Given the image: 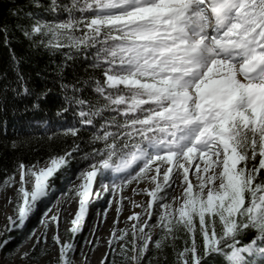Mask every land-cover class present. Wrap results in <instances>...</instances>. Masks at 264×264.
<instances>
[{
  "label": "snow or ice",
  "instance_id": "1",
  "mask_svg": "<svg viewBox=\"0 0 264 264\" xmlns=\"http://www.w3.org/2000/svg\"><path fill=\"white\" fill-rule=\"evenodd\" d=\"M8 4L0 14L8 54L0 199L13 214L0 250L43 205L44 231L32 233L19 258L39 261L55 248L48 264H77L82 246H100V223L115 207L100 264H264V0ZM50 96L58 98L55 121L10 130L9 115L39 111ZM129 188L146 204L122 195ZM126 199L140 212L117 228Z\"/></svg>",
  "mask_w": 264,
  "mask_h": 264
},
{
  "label": "rangeland",
  "instance_id": "2",
  "mask_svg": "<svg viewBox=\"0 0 264 264\" xmlns=\"http://www.w3.org/2000/svg\"><path fill=\"white\" fill-rule=\"evenodd\" d=\"M73 171H75V166H73ZM191 171H192V169L190 170V175H191ZM16 179L18 180V176L16 177ZM57 184H58V187H63V185H59V182H57ZM7 195L8 196L12 195V190L11 189L7 190ZM109 198L111 199V197H109ZM100 203L103 204L104 202L101 200ZM49 206L52 207L53 213H55L57 211V208H58L57 200L56 199L52 200L51 205H49ZM70 208H71V211H69L68 216L71 217V215H69V214L70 213L74 214L75 209H76V206H75L74 202H72L70 204ZM10 211H11V206L9 205L8 206V210L5 211V209H4V200L0 199V214H1V217H0V229H3V227L5 226V217L10 214ZM44 211H45V207L42 205L41 208H40V211L37 212L35 215H32L30 217V218H32V222H31L30 226L26 223L21 229L15 230V231H13L11 233V237H12L11 242L7 245L6 248H4L3 250H0V262L2 264H48V261L56 253V249L55 248H52L50 250V254L47 257H45V258H43V259H41L39 261H28V262H25V261H22L19 258L20 253L27 252L31 248V246H32V244L34 242V239H35V237L32 236V233L35 232L36 235L40 234L39 231L35 230V225H36V223L38 225L39 222H41V220L43 218ZM133 212H136V211L133 210L132 213ZM96 214H97V209L95 207H93L92 211H91V215H90V217L93 218L92 221L95 220V222H97ZM68 219H69V217H68ZM63 227H64V231H60L61 239H64L65 231L68 228L71 227L70 221L67 222ZM51 234H52L51 231H49V237L51 236ZM107 238H108V236L105 237V243H106V239ZM17 248L19 249L18 252H16L15 255H13L10 258H8L9 254L12 253ZM104 251L105 250H103L100 253V255L98 256V260H96L95 263H93V264H100V261L102 259V254L104 253ZM78 254H79V252H78ZM78 254L76 256V261H77V264H80L79 260H78Z\"/></svg>",
  "mask_w": 264,
  "mask_h": 264
},
{
  "label": "bare ground",
  "instance_id": "3",
  "mask_svg": "<svg viewBox=\"0 0 264 264\" xmlns=\"http://www.w3.org/2000/svg\"><path fill=\"white\" fill-rule=\"evenodd\" d=\"M192 171H194V169H192ZM191 171V172H192ZM192 182L195 183V177L193 176L192 177ZM131 187H135V185L131 186ZM140 188H143L144 185H140L139 186ZM179 191V190H177ZM175 194V193H174ZM122 195L126 196V197H132L133 200H135L137 203H145L146 204V201H147V196L146 195H136V196H132V192H131V189H126ZM119 198V194L117 196V199ZM110 199V198H109ZM124 209H123V212L120 216V222L116 225L117 228H125L126 226L130 227L131 223H133L132 221H129L127 223V225L125 224V221L127 220V217L129 215L132 214V211L135 210L136 212H140V208H132L129 201L126 199L124 200ZM71 204V203H70ZM57 206L59 207V204L57 203ZM75 206L76 203H75ZM69 211H71V208H70V205H65V211L61 214V219H60V231H64V225L70 221V216H68V213ZM13 213L10 211V214L9 215H12ZM0 217H1V214H0ZM69 217V219H68ZM96 217H97V214H96ZM98 219V218H96ZM116 219V213H115V207H113L109 213H108V216L106 218V220L102 221L100 223V228H99V238H100V246L93 252H88V247L86 245L82 246L79 254H78V260H79V263L80 264H84V256L82 253H87L88 255V261H87V264H93L95 263L96 260H98V256L100 255V253L103 251V250H106V243H105V237L109 236V231L110 229L112 228L113 226V221ZM41 220V219H40ZM93 218L92 217H89L88 218V223H87V228L85 230V233H84V237L86 239H88L89 241L93 239V236H92V230L96 224L95 220L92 221ZM31 222H32V218H30L26 223L30 226L31 225ZM5 224H6V217H5ZM37 225V223H36ZM35 225V230L39 231L40 233L44 231V228L42 227V224L41 222H39V226ZM49 235V233H48ZM107 235V236H106ZM0 264H2L0 262Z\"/></svg>",
  "mask_w": 264,
  "mask_h": 264
},
{
  "label": "trees",
  "instance_id": "4",
  "mask_svg": "<svg viewBox=\"0 0 264 264\" xmlns=\"http://www.w3.org/2000/svg\"><path fill=\"white\" fill-rule=\"evenodd\" d=\"M8 7H9L8 0H3V2L0 3V14H6L5 10ZM18 51H19V49H18ZM7 60H8L7 51L3 48H0V69H2L4 67ZM43 63H44V61L41 60L40 64L43 65ZM25 70L30 71L31 69H29L27 66H25ZM57 104H58V98L55 96H50L46 101L41 102V110H39V111L28 112V113H25L23 116H15L14 117L12 115H9L7 117V119L9 122L10 130H11V124L12 123L19 124L22 122H26L28 120H37V121L52 120V121H55L56 120L55 110H56ZM70 143H71V141H69V144ZM37 152H39V146H37ZM33 155H35V153L23 155L21 157V159H23L25 162H27L33 158ZM11 159H12V156L10 154L7 157L9 168H11V164H10ZM5 163L6 162L4 160H0V178H2V176H3V169L5 167ZM73 166H75V164H73Z\"/></svg>",
  "mask_w": 264,
  "mask_h": 264
}]
</instances>
